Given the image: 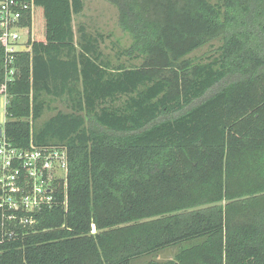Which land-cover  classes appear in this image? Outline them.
<instances>
[{
    "label": "trees",
    "instance_id": "obj_1",
    "mask_svg": "<svg viewBox=\"0 0 264 264\" xmlns=\"http://www.w3.org/2000/svg\"><path fill=\"white\" fill-rule=\"evenodd\" d=\"M33 1L3 129L64 147L66 186L0 233V264H133L182 243L144 264H264V0H110L132 38L114 61L73 29L83 0ZM2 57L0 37V94ZM50 97L64 109L37 127Z\"/></svg>",
    "mask_w": 264,
    "mask_h": 264
},
{
    "label": "built area",
    "instance_id": "obj_2",
    "mask_svg": "<svg viewBox=\"0 0 264 264\" xmlns=\"http://www.w3.org/2000/svg\"><path fill=\"white\" fill-rule=\"evenodd\" d=\"M32 9V0H0V37L3 47V93L0 94V233L12 237L14 226H31L35 215L58 202L59 183L67 172V151L59 145L29 147L14 145L3 129L8 104L6 86L16 71L19 50H26L29 28L21 25L24 12ZM61 191V189H59ZM63 191V188H62ZM60 192L63 198L65 192Z\"/></svg>",
    "mask_w": 264,
    "mask_h": 264
},
{
    "label": "rangeland",
    "instance_id": "obj_3",
    "mask_svg": "<svg viewBox=\"0 0 264 264\" xmlns=\"http://www.w3.org/2000/svg\"><path fill=\"white\" fill-rule=\"evenodd\" d=\"M211 2H216L217 0H210ZM84 8L83 11L79 14L73 15V29L77 31L79 25H83L86 30L94 35L100 34L103 37L101 42V48L106 55L112 57L113 61L116 60L115 57L121 50L129 47L132 42L131 36L124 31L118 22V9L116 5L110 0H83ZM32 9L34 11V1L32 0ZM33 13V12H32ZM76 35L77 32H76ZM75 35V37H76ZM220 40L211 41L209 45L203 47L202 49L195 52L199 54L202 52H207L212 49L213 46L218 45ZM126 56V55H125ZM125 56H121L122 59H126ZM235 80V76H229L223 79L220 83L212 87L203 98L211 95L213 92L219 88L225 86L226 84ZM2 96H0V99ZM201 98V99H203ZM200 99V100H201ZM200 100H196L195 103H198ZM194 103V104H195ZM64 109V102L61 98H49V106L44 110L42 115L35 121V126H40L44 120H46L50 115H52L56 110ZM2 108L0 106V114ZM177 115V114H175ZM175 115H167L157 119L163 120L168 117ZM87 124L92 128L97 129V124L93 120H88ZM98 130V129H97ZM189 245L188 243H182L175 246H169L167 248L161 249L151 256H144L138 258L134 261L133 264H144L150 259L164 261L167 259L174 258L178 251Z\"/></svg>",
    "mask_w": 264,
    "mask_h": 264
},
{
    "label": "crops",
    "instance_id": "obj_4",
    "mask_svg": "<svg viewBox=\"0 0 264 264\" xmlns=\"http://www.w3.org/2000/svg\"><path fill=\"white\" fill-rule=\"evenodd\" d=\"M22 49H25V48H22Z\"/></svg>",
    "mask_w": 264,
    "mask_h": 264
}]
</instances>
